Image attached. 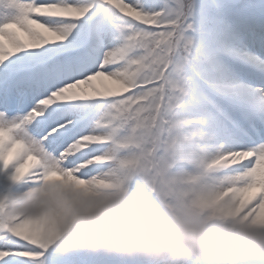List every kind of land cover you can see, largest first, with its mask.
I'll return each mask as SVG.
<instances>
[{
    "label": "snow or ice",
    "instance_id": "snow-or-ice-1",
    "mask_svg": "<svg viewBox=\"0 0 264 264\" xmlns=\"http://www.w3.org/2000/svg\"><path fill=\"white\" fill-rule=\"evenodd\" d=\"M53 174L264 227V0H0V194ZM50 245L0 221V264H121Z\"/></svg>",
    "mask_w": 264,
    "mask_h": 264
},
{
    "label": "clouds",
    "instance_id": "clouds-1",
    "mask_svg": "<svg viewBox=\"0 0 264 264\" xmlns=\"http://www.w3.org/2000/svg\"><path fill=\"white\" fill-rule=\"evenodd\" d=\"M230 185L224 186L227 189ZM197 196L142 198L115 177L76 183L50 175L0 194V221L27 220L61 252L119 258L121 264H255L264 261V227Z\"/></svg>",
    "mask_w": 264,
    "mask_h": 264
}]
</instances>
